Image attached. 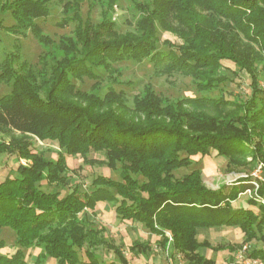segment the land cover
<instances>
[{"label": "trees", "instance_id": "1", "mask_svg": "<svg viewBox=\"0 0 264 264\" xmlns=\"http://www.w3.org/2000/svg\"><path fill=\"white\" fill-rule=\"evenodd\" d=\"M48 4L0 0V14L13 21L3 29L13 36L30 30L40 42L54 45L38 24L49 16ZM80 5L79 0L65 5L64 12L73 8L78 44L60 39L54 46L64 52L62 59L33 66L7 54L0 62V84L9 88L0 95V128L59 149L54 159H47L27 144L8 147L0 142V155L10 152L31 162L18 165L15 176L0 182V230H12L19 247L0 254V264H27L23 252L33 248L43 252L34 264L45 259L83 264L81 253L87 264H117L116 259L125 264L113 246L112 261L104 263L95 253L105 244L103 229L93 228L95 221L85 213L93 215L98 204L113 205L119 220L161 238V249L168 233L170 253L183 255L187 264H215L200 252L209 243L198 241L199 229L236 227L245 240L262 238L264 174L257 182V198L249 197L244 207L237 201L254 189L251 176L211 190L203 185L200 170L180 178L174 172L212 152L227 167L251 169L260 162L264 168V88L259 84L264 80V0H151L139 8L136 32L124 34L109 21L98 27L83 21ZM69 22L57 25L63 29ZM159 30L169 38L162 40ZM143 61L158 75L191 78L201 94L242 74L249 79L250 93L244 100L200 95L163 102L147 88L142 98L133 97L129 108L123 90L110 86L99 96L72 82L88 79L95 81L90 89L96 88L99 69L111 75L114 64ZM112 82L118 83L115 78ZM197 123L203 124L199 132L194 130ZM91 153L103 154L110 170L120 165V180L97 177L87 191L72 184L66 158L89 163ZM4 246L0 240V251ZM129 251L148 253L150 245L137 241ZM246 255L264 264V249Z\"/></svg>", "mask_w": 264, "mask_h": 264}, {"label": "rangeland", "instance_id": "2", "mask_svg": "<svg viewBox=\"0 0 264 264\" xmlns=\"http://www.w3.org/2000/svg\"><path fill=\"white\" fill-rule=\"evenodd\" d=\"M79 1H81L80 14L83 21L86 20L90 22L94 27H98L102 21H109L115 25L118 34H124L126 32H136V23L141 16L139 8L143 4L149 3L151 0ZM69 2L71 3L73 0H49V16L44 20L38 21V24L43 30V36H48V38L54 42V45L58 44L60 39L65 42L69 40L76 46L78 44L74 36L76 23L71 19L73 8L64 12L65 5ZM63 19H67L70 22L62 29L58 27L57 23ZM0 20L2 22L0 26V62L7 54H9L8 57L10 59L12 55H17L21 61L33 66L38 65V63L40 64V62L41 64L44 63L46 66H50L53 62L63 58L64 52L62 50L52 44L40 42L30 30L22 31V34L19 36H13L8 31H5L3 26L8 27L13 24L9 14H0ZM159 36L162 40L169 38L168 35L160 30ZM160 47L162 48L161 43ZM69 57H71V55H69ZM112 67L115 69V72L111 75H107L104 70H98L101 79L96 82V88L90 89L95 81L88 79H83L80 82L72 80V82L80 91L91 92L99 96H103L110 86L116 91L123 90L127 95L124 99V103L129 108H132L133 97L138 96L142 98L147 88L152 89L163 102H174L185 97H198L200 95H208L214 98L223 96L228 100L239 97L244 100L250 93L249 79L242 74L234 78L231 84L219 86L220 88L217 90L201 94L194 87L191 78L177 74L171 76L158 75L154 72L152 65L148 61H143L140 64L124 62L114 64ZM113 78H115L118 83H114L113 85ZM262 80L259 84L264 88V80ZM8 92V86L0 84V95L7 94ZM212 114V112L209 113V115ZM196 125L194 130L199 132L203 124L197 123ZM0 142L8 147L14 144H27L30 149L38 154H42L47 159H54L59 152V149L54 144H44L36 138L21 136L3 128H0ZM88 160L92 161L84 163L79 157L66 158L68 175L72 178V184L79 185L82 191H87L90 183L97 177H106L114 181L120 180V165H117L114 170H110L106 166V159L103 154L91 153L88 156ZM246 162H251V158H247ZM18 165L27 167L31 165V162L24 158H17L15 154L10 152L1 154L0 182L6 177L15 176ZM259 165L262 166L260 172V177H262L264 174L262 163L257 162L251 169H249L250 165L246 168L241 166L230 167L231 165L227 167L226 161L216 157L212 152L210 156L203 159H193V163L189 168L175 171L174 177L180 178L190 173L192 170L197 169L201 171L203 185L208 189L217 190L223 186H230L248 175L253 178L252 176ZM43 189L47 191L54 190L46 187H43ZM65 190L66 192L70 191L68 188ZM248 198V194H242L239 196L237 204H242L246 207V200ZM259 202L262 204L264 200H260ZM113 208V205L110 204H98L93 215H91L90 211L85 213L90 222L95 221L93 228L103 229L100 235L105 244L98 246L95 251L102 262H109L116 258L113 249H110V246H113L125 256L126 264H146V253H131L129 251L131 245L137 241L140 244L147 243L150 245L152 250L149 251L148 254L152 256L162 253L160 249L161 238L150 234L141 225L139 226L134 223L119 220ZM221 228V231H210V242L214 250L207 251V254H214L211 255V257L217 264H230L232 261L242 264L239 259V254L244 247L247 248V253L255 249H264V231L262 233V238L258 235V238L248 241L245 240L244 235L236 227L222 226ZM165 236L168 238V243L163 250L165 253H170L171 237L168 233ZM204 237V235L198 236V241L202 242L205 239L209 241L208 238ZM15 238V233L9 228L0 230V240L5 244L4 248L0 251L1 255H9L13 253L15 249L19 248L15 243ZM107 246H109V248ZM154 248L158 253H154ZM200 252H202V250H200ZM23 253L27 264H34L37 256L43 252L41 249L33 248L31 250H24ZM165 253H162V255L165 256ZM175 256L178 257L177 262L180 261L182 264H187L184 261L183 255L178 254ZM247 256L248 255H245V260L249 261L248 259L250 258H247ZM81 259L83 264H87V259L83 256V253H81ZM116 262L117 264H122L117 259ZM42 264H55V261L52 259H45Z\"/></svg>", "mask_w": 264, "mask_h": 264}, {"label": "crops", "instance_id": "3", "mask_svg": "<svg viewBox=\"0 0 264 264\" xmlns=\"http://www.w3.org/2000/svg\"><path fill=\"white\" fill-rule=\"evenodd\" d=\"M210 229V230H209ZM209 229H199L197 230V238L198 236L200 235H204L205 237L204 238H208L209 241L207 239L203 240V241H206L209 243V247L208 248H203L202 249V252L201 254L206 258V259H209V260H213L211 255H214L213 253L212 254H207V251H210V250H214V248L212 247V244H211V239H210V234H211V230H217V231H221V227H218V228H209ZM221 239V238H220ZM161 249V248H160ZM152 250V248L150 247V251ZM162 253L164 254L165 251L163 249H161ZM149 253V252H148ZM146 253V264H182L180 261L177 262V258L174 254L172 255L171 253L167 252L165 253V256L161 254H157V255H150ZM154 253H158L155 248H154ZM167 254V255H166ZM125 257V256H124ZM214 261V260H213ZM215 264H217L216 261H214ZM117 263V262H116ZM126 264V263H125ZM246 264V263H244Z\"/></svg>", "mask_w": 264, "mask_h": 264}, {"label": "built area", "instance_id": "4", "mask_svg": "<svg viewBox=\"0 0 264 264\" xmlns=\"http://www.w3.org/2000/svg\"><path fill=\"white\" fill-rule=\"evenodd\" d=\"M261 170H262V166H257V168H256V170H255V172H254V174H253V179L256 181V182H254L253 184H254V189L253 190H247L244 194H248V196L249 197H251V196H253V197H255V198H257V196H256V191H257V189H258V184H257V182L259 181H262V177H260V172H261ZM258 200V199H257ZM262 204H264L263 202H262ZM171 240V239H170ZM247 251V248L246 247H244L243 248V250L240 252V254H239V259L241 260V262H243V263H246V264H248V263H251V264H259L258 263V261H256V260H251V259H248L249 261H246L245 260V255H246V252ZM243 260V261H242Z\"/></svg>", "mask_w": 264, "mask_h": 264}]
</instances>
